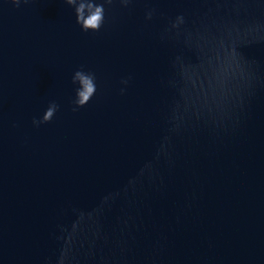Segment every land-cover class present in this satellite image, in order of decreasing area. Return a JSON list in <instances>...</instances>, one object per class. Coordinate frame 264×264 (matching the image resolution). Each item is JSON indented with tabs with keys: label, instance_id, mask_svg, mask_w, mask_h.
<instances>
[{
	"label": "water",
	"instance_id": "95a60500",
	"mask_svg": "<svg viewBox=\"0 0 264 264\" xmlns=\"http://www.w3.org/2000/svg\"><path fill=\"white\" fill-rule=\"evenodd\" d=\"M104 7L0 0V264H264V0Z\"/></svg>",
	"mask_w": 264,
	"mask_h": 264
},
{
	"label": "clouds",
	"instance_id": "9594fccd",
	"mask_svg": "<svg viewBox=\"0 0 264 264\" xmlns=\"http://www.w3.org/2000/svg\"><path fill=\"white\" fill-rule=\"evenodd\" d=\"M10 2L19 7L21 2L27 3V0H10ZM64 2L67 5L74 6L76 23L80 25L82 31L87 32L89 30L98 31L101 28L105 21L104 4H111L112 0H103V3H97L96 0H64ZM121 3L126 5L128 0H121ZM72 83L78 84L73 103L76 108L82 107L89 102L96 92L95 76L91 72L80 69L74 72ZM122 83H126V81H122ZM58 107L55 102H51L39 120L33 119V125L39 126L49 122ZM75 110L74 108L73 111Z\"/></svg>",
	"mask_w": 264,
	"mask_h": 264
}]
</instances>
